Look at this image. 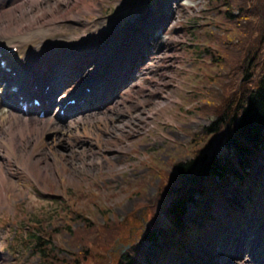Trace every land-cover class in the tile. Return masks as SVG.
<instances>
[{
    "label": "rangeland",
    "instance_id": "obj_1",
    "mask_svg": "<svg viewBox=\"0 0 264 264\" xmlns=\"http://www.w3.org/2000/svg\"><path fill=\"white\" fill-rule=\"evenodd\" d=\"M8 1V7L23 3ZM129 1L83 0L93 4L91 14L95 19L106 15L113 20L101 32L91 28L93 34L85 41L109 48L104 43L106 33L112 37L115 31L135 25V21L138 24L139 17L148 15L149 10ZM230 1L234 3L233 10H237L238 0ZM240 1L245 3L249 33L244 45H240V57L232 56L218 66L203 54L211 42L214 46L223 44L220 41L224 18L219 17L221 23L217 24V16L207 6L209 0H163L158 15L164 29L162 38L169 42L144 67L137 82L121 87L113 101L96 108L93 117L74 122L71 131L66 129H70L67 126L72 122L57 121L61 132H47L42 137L45 146L36 149L32 143L27 154L19 158L3 157L0 153V164L17 188L13 192L0 185V264H43L21 240L14 241L17 234L21 239L28 236L25 226H39L59 247L78 251L81 246H73L71 239L73 232L84 226L79 215L99 225L98 228L110 221L117 225V233L123 231L124 236L114 258L99 259L90 251L86 260L80 256L83 264H117L119 257L127 254L133 259L145 258L146 264H256L258 257H264L263 250L256 251L260 241L264 242V172L260 175L263 179L259 190L253 189L250 179L245 183L253 191L255 203L246 200V186L220 178L210 181V194L200 196L196 204L189 206L184 217L186 230L173 233L182 235V249L175 247V238L169 240L170 235L161 236L156 244L146 239L155 224L162 223L165 228L172 225L165 210L170 200L168 196L162 197L161 185L167 173H175L173 162L188 159L186 152L192 135L205 131L217 120L218 112L233 111L237 103L243 85L236 84L243 75L232 69L234 60L240 69L242 63L245 65L252 58V85L264 72V0ZM41 2L51 7L57 0ZM147 5L157 11L155 5ZM82 7L84 12H90ZM34 8L33 12L39 11ZM51 9V13L43 12V20L62 15L61 10ZM122 10L123 16H112ZM238 42L236 39L235 43ZM232 51L237 53L238 49ZM138 83L144 89L140 90ZM109 120H116L124 129L112 131L110 126L107 130ZM86 125L93 135L80 143L72 133L80 132L79 129L82 132ZM71 146L76 148L71 151ZM220 153L227 154L224 146ZM249 168L259 177L260 171H264V158H251ZM227 210L235 212L237 231L229 224L233 223V214L228 216ZM211 212L216 218L209 219ZM154 219L161 222L153 223ZM68 225H72L73 231H67ZM99 229L103 235L109 233ZM114 241L105 238L91 247L108 249Z\"/></svg>",
    "mask_w": 264,
    "mask_h": 264
},
{
    "label": "trees",
    "instance_id": "obj_2",
    "mask_svg": "<svg viewBox=\"0 0 264 264\" xmlns=\"http://www.w3.org/2000/svg\"><path fill=\"white\" fill-rule=\"evenodd\" d=\"M238 2L237 10H233L234 3L230 0L209 2L210 8L216 11L217 16L224 18L220 41L223 44L220 46L210 44L204 50L215 64L218 63V66L232 56L234 59L240 57V49L243 47L240 45H244V40L249 35L245 23L248 18L245 13V3L240 0ZM211 35L215 36L213 32ZM236 39L239 40L238 44L235 43ZM235 47L238 49L237 53L232 51ZM251 48L249 50L252 52L254 47ZM242 64L240 69H237L238 63L234 60L232 68L237 74L243 75L236 84L238 87L241 84L243 86L242 92H237V103L233 111L229 109L228 112H218L219 116L213 125L208 126L202 133L193 134L186 152L189 153L186 154L189 158L176 159L173 162L175 173L170 175L167 173L168 177L161 185L163 196H168L170 200L166 212L172 221L171 227L177 231L186 230L183 217L187 212V205L189 202H196L197 196L209 194L210 181L220 178L226 182L236 180L245 184L246 179H253V171L249 169L251 158H264V72H260L255 84L252 85L255 77L252 58H249L245 65ZM230 80L234 81L232 75ZM221 146L226 148L227 154L220 153ZM254 185L256 188L259 187L257 180L254 181ZM208 217L210 218V215ZM78 218L84 222V226L79 231L73 232L71 239L74 242L73 246H81L78 251L71 252L59 247L55 239L50 241L47 238L49 235L43 232L35 238L43 264H83L80 256L83 255V260H86V256L90 254L91 244L100 243L105 238L113 241L121 234V232L117 233V225H111L110 221L107 225L99 227L104 233L109 232L103 235L98 228L99 225L80 215ZM156 221L158 220L155 219L154 222ZM156 225L147 236L154 243L161 235L169 236L172 233L171 227ZM70 229L73 231L72 225L67 226V231ZM99 235L102 236V240L97 241ZM66 250L67 253L63 252ZM118 264L143 263L139 259L125 255Z\"/></svg>",
    "mask_w": 264,
    "mask_h": 264
},
{
    "label": "bare ground",
    "instance_id": "obj_3",
    "mask_svg": "<svg viewBox=\"0 0 264 264\" xmlns=\"http://www.w3.org/2000/svg\"><path fill=\"white\" fill-rule=\"evenodd\" d=\"M27 1L31 3L29 6L25 5L24 3H19L12 7L6 6L0 9V40H2V42L9 43L12 47L21 45L23 49V51L19 52L15 56L11 54L5 56L0 43V52L3 53L5 58L8 60L11 73L15 74L14 77L10 78L9 82L11 85H16V78L18 77L26 78L25 81L21 82V85L24 82H29L31 79H33V73L28 72L25 69V63L30 65L32 64V69L36 71L35 73L39 75L40 79H45L47 84H49V77L54 81L51 67L44 63L45 59L38 61V63L33 61H36L39 55L44 57L48 51H50L52 54L59 51H65L66 55L69 56L76 54V52L75 49L72 51L73 47H67L63 50L62 44H60V49L55 48L54 43L56 41L62 40L60 39L59 31L64 24L63 22H59L57 18L43 20V12L51 13V8L54 7L55 9V7H58L63 3L57 2L50 4V7L46 3L40 2L42 0ZM1 5L2 4H0V6ZM34 7H38L36 9L39 11L33 12ZM36 24L37 26L34 27ZM96 24L104 27V19L102 18L98 20ZM84 26L88 27L85 24ZM85 27L81 29L74 26V29L86 30L87 28ZM87 32L88 30L82 32V35H85ZM48 42L54 43L46 46ZM40 45H42L44 48L42 53H39L38 50ZM29 50H33V55L29 54ZM93 57L98 62H101L105 59V56L101 53H97ZM82 60L84 62L80 61V63L82 62L81 64H79V62L63 61L62 63L64 65V70L69 72L78 67H86L87 61L93 60V58L85 57ZM62 63H58L56 70L62 68ZM3 71L5 70L0 67V72ZM55 81L58 84L62 82L60 78H56ZM83 84L84 82L80 81V83L77 85H74L68 90L65 89L62 92H60V90L63 88V86H59V88L56 89L57 93H62L59 103L63 101V103L66 104L70 96H77ZM92 94L94 97H96L97 93L94 92ZM82 101L87 104H95V100L88 97H84ZM5 107H8V109H5ZM93 115L94 113L90 114L89 117L91 118ZM137 120L138 115L135 117V121ZM40 122H44V125L40 124ZM104 123L106 125V121ZM110 126H112V129L110 128L112 131H119L123 129L121 124L116 123V120L110 121V124L107 125V130ZM69 127L73 128V124H70ZM49 131L61 132V129L57 126H54L51 119L43 121L40 118H27L26 116L19 114L15 106L7 103L4 97L0 98V153L3 157L12 158L16 155L17 158H19V156L27 154L32 143L35 144L36 149L45 146V144L42 142V137ZM91 135H93V130L87 127V125L84 127L82 132L72 133V137L75 140L77 139L80 143H84L86 140L83 138H89ZM75 148L76 146H71V151H73ZM0 185L1 187H7L11 189V191L16 192V185H14L7 172H5L2 164H0ZM235 246H237V244ZM262 260L263 258L259 259L258 263L260 264Z\"/></svg>",
    "mask_w": 264,
    "mask_h": 264
}]
</instances>
